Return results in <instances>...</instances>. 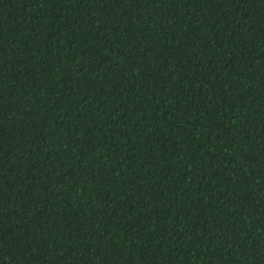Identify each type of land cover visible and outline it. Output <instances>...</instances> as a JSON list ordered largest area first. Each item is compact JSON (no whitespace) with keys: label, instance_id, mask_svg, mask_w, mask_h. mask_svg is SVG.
Here are the masks:
<instances>
[{"label":"trees","instance_id":"trees-1","mask_svg":"<svg viewBox=\"0 0 264 264\" xmlns=\"http://www.w3.org/2000/svg\"><path fill=\"white\" fill-rule=\"evenodd\" d=\"M0 145V264H264V0H0Z\"/></svg>","mask_w":264,"mask_h":264},{"label":"snow or ice","instance_id":"snow-or-ice-1","mask_svg":"<svg viewBox=\"0 0 264 264\" xmlns=\"http://www.w3.org/2000/svg\"><path fill=\"white\" fill-rule=\"evenodd\" d=\"M94 2H95V0H92V3H94ZM233 2H234V0H224V3L225 4L233 3ZM29 52L31 53V58H34L35 55H36V53L35 52H32L31 49H29ZM157 58H159V57H157ZM0 147H3V145H0ZM39 243L42 244V243H44V241L43 242L39 241Z\"/></svg>","mask_w":264,"mask_h":264}]
</instances>
